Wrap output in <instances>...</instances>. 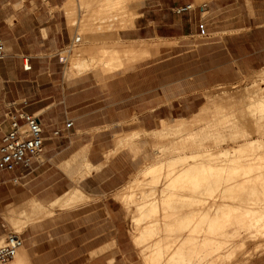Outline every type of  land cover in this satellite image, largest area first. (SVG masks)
<instances>
[{
  "label": "crops",
  "instance_id": "1",
  "mask_svg": "<svg viewBox=\"0 0 264 264\" xmlns=\"http://www.w3.org/2000/svg\"><path fill=\"white\" fill-rule=\"evenodd\" d=\"M83 1L0 0V41L5 46V57L0 59V80L5 88H14L22 82L24 87L46 91L40 97L29 93L19 98L22 100L20 105L25 108L38 107L30 112L26 108V111L40 116L45 142L43 152L34 159L31 168L18 166L13 171H0V241L8 233L4 217L8 211L10 214L6 217L12 218L24 210L26 215L35 219L39 207L49 208L66 193L74 192L81 200L84 193L88 198L76 206L74 203L73 207H55L52 216L29 222L19 234L22 238L20 264H80L71 261V251L79 248L87 252L94 250L96 238L110 234V196L127 180L128 166L135 161L125 148L108 155L116 148L115 139L109 132L111 127L105 126L127 118L111 117L110 113L104 114L99 108H89L100 101L89 97L90 91L96 93L111 87L109 80L97 81L90 70H98L99 74L107 76L116 68L100 69L106 65L105 60L97 68L79 72L73 71L69 64L65 72L64 67L59 66L63 49L76 43V49L70 52L78 55L91 48L111 50L121 42L169 37L168 31L181 30L177 20L186 13V36L201 34L200 25L203 24L205 32L202 35L222 43L223 51L237 65L246 59L250 60L252 68L264 67V7L261 13L256 11L254 0H246L252 5H247L245 13L238 12L236 4L239 0H181L180 3L174 2L173 8L158 0L131 3L127 8L125 0H114L116 4L105 0L102 5L105 7L97 11L103 16L117 15L124 7L128 9L127 21L132 19L129 10L136 11L137 15L132 26L102 31H98L99 26L96 29L87 26L99 22L105 25L106 21L86 17V23L82 24L85 17ZM100 1L96 0V8ZM189 4L191 9L180 10ZM95 13L92 11L90 15L95 16ZM82 40L85 43L78 47ZM134 50L142 54V49ZM79 61L85 62L86 59ZM181 118L186 117L173 119ZM66 121H72V126L66 127ZM89 121L90 124H84ZM56 129L61 132L54 134ZM128 133L118 136L119 143L126 147L136 141L130 139L134 137H129L132 135L128 136ZM69 214L71 218L64 219ZM95 216L97 225L102 226V232L99 231L97 236ZM51 222L53 226L47 227L46 224ZM59 226H62L61 230ZM260 257L256 259L259 261ZM15 260L13 258L6 264H13Z\"/></svg>",
  "mask_w": 264,
  "mask_h": 264
},
{
  "label": "rangeland",
  "instance_id": "2",
  "mask_svg": "<svg viewBox=\"0 0 264 264\" xmlns=\"http://www.w3.org/2000/svg\"><path fill=\"white\" fill-rule=\"evenodd\" d=\"M125 1L124 6L127 8L131 3L139 4L144 0ZM158 1L167 4L170 8L175 7L174 2H181V0H169V2L165 0ZM95 3H97L96 0L83 1L82 6L85 10V17L82 19V24L86 23L84 20L86 17L106 21L107 24L105 25L99 22L98 25L87 26L94 27V29L99 26L100 29L98 31L107 29L118 30L120 28L132 26V21L137 15L136 11L129 10L132 19L127 21L126 11L128 9L124 7L117 15L103 16V14L97 11L99 8L105 7L102 6L105 0L99 2L100 5H98V8H96L97 4ZM236 5L239 8L238 12L245 13L247 5L250 7L252 4L246 0H239ZM254 6L255 10L261 13L264 7V0H254ZM184 7H186V5ZM92 11L96 12L95 16H93L94 14L90 15ZM163 12H165V10H163ZM202 12L203 16H205V9H203ZM169 13L173 17L174 12L171 11ZM177 25L181 27V30L168 31L167 36L169 37H160L153 40L148 39L142 42H121L111 50L91 48L90 50L86 49L80 51L78 55L76 53L71 54L70 52L71 49H76V43H74L73 47H67L60 52L62 62H59V66L64 67V71L66 72L73 58L76 61L82 59L90 61L92 58L96 59L97 56H92L96 53L115 50L117 52L118 50L117 54H119L120 58L125 63L120 65L121 67H112L111 70L114 68L116 69L110 73L111 75L102 76L98 73V70H90L94 73L93 76L97 81L102 82L109 80L111 87L109 90L105 89L104 91H97L96 93L90 91L89 97H96V99L100 101L89 108H99L101 109L99 110L100 112L104 114L110 113L111 117L119 115L127 118L125 121L111 123L105 126L111 127L109 132L115 139L114 145L116 148L114 151H110L108 155L112 153L115 154L120 149L125 148L135 160L134 163H130L128 166L130 173L127 180L110 196V234L108 235L105 233L103 236L101 235L100 238H96L94 250L89 252L82 248L72 250V262H79L80 264H148V262L145 261V250H147L149 245L153 244L160 235L164 236V234H156L149 240H146L145 244H143L145 246L135 244V239L143 233V229L149 226L150 224H148V222L152 220L141 218V214L136 209L137 203L132 205L134 198L140 195V188L143 187L145 190L148 188V186H146L148 180H145L146 175L142 174L143 170L150 168L160 159L166 158L174 142H176L181 149L183 148L178 152L186 153V145L181 146L177 141L185 137L186 133H195V131L200 128L199 126H201V123L197 122L196 117L198 116L197 113L200 112L201 107L206 102L210 101L212 103L215 99V95L219 94L223 89L245 90L255 81H259L261 76L264 75V67L252 68L250 60L247 61L243 59L237 65L234 59L232 60L229 55L223 51L222 43L214 42V40L208 38L207 35L196 34L186 36V13L182 15L181 20H177ZM143 34L145 35V33ZM84 43L85 41L82 40L78 44V47H81ZM129 48L136 50L142 49V54H137V56L126 60L128 56L127 50ZM69 54H71V56ZM107 59L105 54L101 56V58H98L96 68L99 67L103 61H108ZM4 86L5 84L0 80V141L4 132L10 128V111L27 112L26 108H28L27 110L30 112L29 110L38 108L32 106H26L25 108L21 106L20 103L22 100H19V98H21L23 94L24 96H28L30 93L35 97H40L46 93L45 90L39 91L35 87H24L22 82H19L14 88H5ZM174 117L186 118L173 119ZM202 117H206V115L203 114ZM162 118L173 120H166L169 123L162 124L160 121ZM140 119L143 120L140 121ZM90 122L91 121L84 124H90ZM163 126H166L163 130V133L166 134L163 135V137H158V139L156 136L151 135L152 131L146 132L144 130L157 127L160 129ZM141 128L144 129H142L141 132L138 131ZM175 131H179V134L174 135ZM126 132H130L128 136H134V138L130 139L136 140L132 146L128 144L129 147L123 146L124 144L122 145L118 141V136ZM165 145H167L168 148L166 151H161L160 147ZM225 149L229 148H224L223 150ZM232 150L234 149L229 150L231 151L230 154L233 153ZM187 151L189 150L187 149ZM160 187L161 185L158 183L157 188ZM157 193L155 194L156 198L158 197ZM83 196L84 199L81 200L80 195H75L74 202L68 206L73 207L77 204L86 202L88 198L84 193ZM155 196L145 197L148 199L146 203L151 202ZM215 198L218 199V196ZM125 203L127 207L130 206L128 209L124 205ZM54 208L52 209L53 212L49 215L42 214V211H38L40 210V208H38L36 210L38 217L35 219H31L25 212L28 223L33 220H40L44 217L52 216ZM9 214L10 211L6 212L4 215L7 221V235L13 232H18L17 234L19 235L22 230L18 231L19 229L14 224V221L13 223L11 222L12 218L6 217V215ZM139 217L140 220L136 223ZM70 218L71 216L69 214L64 219L68 220ZM94 221L96 223L94 231L97 236L99 231L102 232V226L97 225L96 216L94 217ZM51 224L52 222L46 224V226L52 227L53 225ZM104 228L106 229V225ZM58 229L61 230L62 226H59ZM6 236L0 241V245L4 242ZM173 245L176 246V244ZM263 252L264 249L258 251L252 258L241 264H264ZM93 254L95 255L93 256ZM258 257H260L259 261L256 259ZM204 263L205 262L202 264Z\"/></svg>",
  "mask_w": 264,
  "mask_h": 264
},
{
  "label": "bare ground",
  "instance_id": "3",
  "mask_svg": "<svg viewBox=\"0 0 264 264\" xmlns=\"http://www.w3.org/2000/svg\"><path fill=\"white\" fill-rule=\"evenodd\" d=\"M117 52L98 53L85 62L73 58L71 68L76 72L96 68L104 54L108 61L100 69L120 66L123 61ZM127 54L129 60L138 53L129 48ZM197 115L200 128L177 141L186 145V153L178 152L183 148L174 142L166 158L143 170L148 188H140V195L129 200L137 203L141 218L152 219L135 244L164 234L145 250L148 264H241L264 249V75L245 90L223 89ZM165 128L151 135L163 137ZM75 195L66 193L40 211L49 215L54 207L73 203ZM153 195L146 203L145 197ZM13 221L18 231L25 228V211L14 215ZM20 253L18 249L13 264H20Z\"/></svg>",
  "mask_w": 264,
  "mask_h": 264
},
{
  "label": "built area",
  "instance_id": "4",
  "mask_svg": "<svg viewBox=\"0 0 264 264\" xmlns=\"http://www.w3.org/2000/svg\"><path fill=\"white\" fill-rule=\"evenodd\" d=\"M186 5L180 10L191 9ZM204 25H200V33L204 34ZM5 57V46L0 41V59ZM29 68L30 66H25ZM10 128L4 132L0 141V171H13L18 166L31 168L44 149L45 138L42 134L43 125L39 115L23 111H10ZM73 122L66 123V127ZM56 129L54 134H59ZM22 245V238L17 233H9L0 245V264H6L13 259Z\"/></svg>",
  "mask_w": 264,
  "mask_h": 264
}]
</instances>
